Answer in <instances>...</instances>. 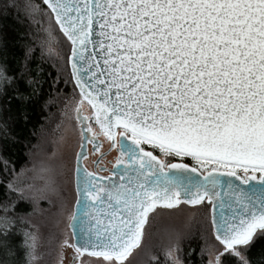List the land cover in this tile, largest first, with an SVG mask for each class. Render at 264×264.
Masks as SVG:
<instances>
[{
	"label": "snow or ice",
	"instance_id": "1",
	"mask_svg": "<svg viewBox=\"0 0 264 264\" xmlns=\"http://www.w3.org/2000/svg\"><path fill=\"white\" fill-rule=\"evenodd\" d=\"M42 5L27 0L4 8H22L46 21L42 49L66 61L79 90L81 148L84 141L92 144L98 172L109 173L77 167L72 239L63 242L73 249V264H85V256L133 264L146 251L158 210L181 203L210 211L212 239L200 253L208 264H253L257 244L264 264V0ZM7 47L0 37V91L26 78L29 86L39 83L28 68L34 48L25 46L17 71L9 68ZM62 70L57 68L53 86ZM85 102L90 115L82 113ZM101 136L108 151L118 153L111 168L100 165L106 154ZM82 156L83 150L77 159ZM8 189L18 197L0 201V248L12 252L15 224L31 215L18 212L19 203L38 204L51 189L29 185L26 194L11 183ZM23 236L31 264L38 259L37 236L27 230ZM179 253L174 242L165 250L171 264H185ZM151 260L160 264L157 255Z\"/></svg>",
	"mask_w": 264,
	"mask_h": 264
},
{
	"label": "trees",
	"instance_id": "2",
	"mask_svg": "<svg viewBox=\"0 0 264 264\" xmlns=\"http://www.w3.org/2000/svg\"><path fill=\"white\" fill-rule=\"evenodd\" d=\"M13 2L24 4L27 0H0V37L8 41L7 63L10 69L14 68L18 71L24 59L25 46H32L34 54L28 64L29 74L39 83L29 86L26 78L25 81L8 85L0 91V201L17 199L18 193L8 189L9 183L17 188L25 189L26 194H29L27 188L34 184L35 179L32 173L33 154L40 151L41 144L46 143V135L56 133L55 130L62 122L64 107L80 99L79 91L71 80V71L66 61L62 64L57 57L49 56L46 50L42 49V42L47 39L43 30L47 26L46 21L40 15L30 16L22 8H4L5 4L11 5ZM33 2L40 3L44 7L42 0H33ZM57 35H60L58 31ZM65 51H67L66 48ZM0 62L3 61L0 60ZM58 67L63 69L61 78L53 86ZM9 75H15V73L10 71ZM65 80L68 82L65 83ZM52 196L54 197V194ZM45 197L35 205L25 201L19 203L17 211L31 213V215L27 217V223L15 224L9 236L13 246L12 252L0 248V261L3 264H29L26 251L21 246L24 239L23 233L25 230L34 233L40 225L38 220H41V217L38 216L42 215L45 218V209L51 205L50 197ZM181 205L193 206L181 203L175 210H180ZM193 207L199 208L202 216H196L185 225L183 230L180 229L181 235L173 238V242L179 245V255L185 264H208L207 255L201 257L200 253L201 248L212 239L210 220L208 218L206 221L203 220V209H206L209 218L210 211L201 205ZM158 211L172 212L174 210L160 209ZM55 220L54 218L51 222L55 223ZM152 239L153 250L148 258H144L143 263L154 264L151 256L157 255L160 264H171L165 256L168 245L165 246L163 238L155 236ZM0 240H3L2 235ZM260 248L261 245L257 244L250 253L253 264H259Z\"/></svg>",
	"mask_w": 264,
	"mask_h": 264
},
{
	"label": "rangeland",
	"instance_id": "3",
	"mask_svg": "<svg viewBox=\"0 0 264 264\" xmlns=\"http://www.w3.org/2000/svg\"><path fill=\"white\" fill-rule=\"evenodd\" d=\"M79 100H74L64 107L62 122L55 130L56 133L46 135V143L41 144L39 146L40 151L33 154L32 173L35 177L33 185L36 188L48 186L51 189L42 193L51 198H49L51 205L47 204L49 206L45 209V218L42 215L38 216L41 217V220H38L40 225L34 232L37 236L36 255L38 259L32 264H61V257H63L62 264H73V249L65 246L63 242L72 239L68 223L76 200L75 153L81 138L80 124L75 118V108ZM82 113L83 115L91 114L90 106L86 102L82 107ZM42 168L47 169V171L42 172ZM199 210L193 206L181 205L180 210L158 211L147 234L146 251L137 255L133 264H145L143 260L151 254L154 242L152 238L155 236L163 238L165 246L173 243V238L181 235L179 231L183 230L186 224L195 219L196 216H202ZM203 210L204 219H202L206 221L208 218L210 220L206 209ZM54 218L56 222L52 223ZM83 259L85 264H103L102 260L96 258L85 256Z\"/></svg>",
	"mask_w": 264,
	"mask_h": 264
},
{
	"label": "flooded vegetation",
	"instance_id": "4",
	"mask_svg": "<svg viewBox=\"0 0 264 264\" xmlns=\"http://www.w3.org/2000/svg\"><path fill=\"white\" fill-rule=\"evenodd\" d=\"M93 127H96L94 123H93ZM98 139L100 143L102 144L101 151L106 153L105 156L100 161V165L101 167L111 168L112 163L114 162V158L118 153L116 152L115 149L108 151V147H109L108 142L104 140L102 136L99 137ZM81 143L82 141H80V144L77 148V152L75 154L83 150L84 156L82 157V163H83L84 169H87L89 172H98V169L96 165L93 163V161L97 160V158L99 157V154L94 152L92 144L88 143L87 141H84L83 149H82ZM85 160H88V161L85 162ZM98 174L101 176H107L109 173L107 171H104V172H98ZM74 176H75V168H74ZM179 206H177L176 208H178ZM176 208L172 210H175Z\"/></svg>",
	"mask_w": 264,
	"mask_h": 264
},
{
	"label": "water",
	"instance_id": "5",
	"mask_svg": "<svg viewBox=\"0 0 264 264\" xmlns=\"http://www.w3.org/2000/svg\"><path fill=\"white\" fill-rule=\"evenodd\" d=\"M83 157V156H82ZM82 157L78 160L77 159V154H76V159H75V188H76V181H77V167H80L82 169H84L83 163H82ZM75 205V203H74ZM70 229V232L72 234V229Z\"/></svg>",
	"mask_w": 264,
	"mask_h": 264
}]
</instances>
